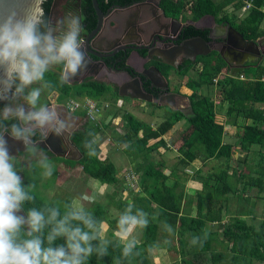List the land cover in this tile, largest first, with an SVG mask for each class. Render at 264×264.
I'll return each instance as SVG.
<instances>
[{"label":"trees","instance_id":"obj_1","mask_svg":"<svg viewBox=\"0 0 264 264\" xmlns=\"http://www.w3.org/2000/svg\"><path fill=\"white\" fill-rule=\"evenodd\" d=\"M142 1L144 0H97V4L101 11L106 13L113 6H129ZM243 1L160 0V8L166 17L179 20L187 10V6L190 5L188 8L191 20L197 21L203 16H210L215 23L229 25L244 40L256 44L264 37V31L260 29L264 18L261 11L264 0H251L253 8L240 21L236 20L233 13L223 12L229 4L233 11L239 10L243 7ZM52 3L53 0H45L43 5L47 17ZM78 7L82 18L83 32L88 34L96 26V15L91 0H79ZM186 31L185 39L204 36L203 32L193 27H188ZM128 55V51L120 52L113 59H106L105 64L112 67L116 60H119L116 69L134 76L136 75L134 69L127 64ZM217 55V53L211 52L205 56H197L193 61L186 59L177 68H172L161 62L152 63L164 78H167L169 72H172L179 81H182L188 72H197L198 78L187 82V88L190 89V93L186 97L189 110L185 114L181 110L166 107L169 112L168 116L156 129H152L149 124L129 112L123 114L126 131L116 143L112 142V145L116 150L121 151L128 160L130 158L143 159L138 161L133 169L135 173L140 174V181L134 189L139 188L140 192L134 195H132V191L129 193L131 194L130 203L134 206V210L142 209L146 212L149 223L147 227L140 229V234L138 233L134 252H139V255L125 258L122 255L123 244L119 243L116 237H111L106 238L109 241L107 255L101 258L93 253L86 264H114L115 259H119L120 264H150L147 252L155 247L159 239L158 233L166 234L168 232L165 225L171 227L170 234L175 235L177 243L176 245L167 243L164 248L172 250L179 257L180 264H197L196 259L206 257V255L209 256L211 264H225L226 257L229 259V264H252L253 261L264 264V219L256 229L246 221V215L252 212L256 200L264 197V110L258 107L259 105L264 106V80H262L264 57L232 67L227 60ZM210 56L212 58H209ZM199 64L204 66V71H197ZM231 71H234L233 75ZM45 76L55 85L51 91L44 90L45 95L53 91L58 92V104H63L67 99L77 96H84L85 99L99 103L102 101L100 99H104L106 96L112 98L113 102L126 101L131 98L120 95L117 87L104 82L88 79L80 84L65 83L61 85L59 84V75L53 71L46 73ZM214 80L220 88L218 109L222 110V104L226 105V109L222 110L224 111L223 117L218 116L213 100L196 92L199 88H213ZM141 81L145 82L143 79ZM148 84V82L145 83L144 89L148 94L153 95ZM33 86L39 87L40 85ZM153 97L157 98L156 95ZM132 102L138 106L143 103L137 99H132ZM5 103V101H0V109L4 107ZM151 105L159 107L157 104ZM111 115L113 116V114ZM79 116L84 118V114H79ZM104 116L105 113L102 118ZM181 120H185L186 125L177 138L178 142L171 141L172 146H170L167 142L168 139L170 141L168 132L174 124ZM225 125L237 128L236 143L239 144L241 151L252 152L254 157L252 161L245 159L243 168H239V172L231 170L229 164L234 151L233 145L236 144L224 141ZM104 127L107 126L101 124L100 121L94 122L84 118L81 127L70 136L71 145L80 155L79 159L72 160V162L79 165L86 176L98 183L116 187L124 177H119L118 167L111 161V157L105 160H101L99 157L101 153L99 144L102 143V141L100 142V133ZM90 132L93 133V136L88 135ZM33 139L38 140L39 136H34ZM92 139H95V155L89 156L88 149L84 144L86 140ZM176 143L178 144L175 145ZM159 149L174 150L177 153L176 163L168 176L161 172L164 167L162 162L151 160L152 154L158 152ZM39 153L37 156H31L23 151L19 156L26 159L24 165L38 161L41 155L46 156L48 160L57 162L64 160L53 156L41 147ZM252 155L248 156L247 154V157L250 158ZM198 158L201 159L203 165L213 160L220 161L221 165L213 167L210 172H203L202 168L185 172L190 163ZM215 169L216 172H214ZM52 176H54V172ZM168 179L174 181L173 185H167ZM228 180L233 183L235 180V183H239L242 187L237 190L234 184ZM189 181H196L200 185V189L188 190L186 184ZM218 183L222 184L220 188L217 186ZM253 190L256 191L254 194L251 192ZM230 196H234V200L230 199ZM35 197L34 205L27 203L24 205L22 209L24 214H26V209L32 206L42 207L45 204L55 205L58 203L63 210V205L71 202L69 199L46 201L37 195ZM232 203L237 206L234 213L230 211ZM193 207L195 215L191 216L190 212ZM124 209L120 212L122 213ZM107 210L103 205L95 204L87 211L103 222ZM117 220L118 218L115 217L113 224H109L115 230ZM205 224L214 225L222 230L221 239L226 243L224 247L226 252L213 251L212 243L216 240V232L205 230ZM205 233H207L206 239H204ZM196 236L201 239L200 242L193 245L191 241ZM63 243L64 238H59L54 242V246Z\"/></svg>","mask_w":264,"mask_h":264},{"label":"clouds","instance_id":"obj_2","mask_svg":"<svg viewBox=\"0 0 264 264\" xmlns=\"http://www.w3.org/2000/svg\"><path fill=\"white\" fill-rule=\"evenodd\" d=\"M44 3L0 0V101L6 102L0 109V264H86L93 253L101 258L108 253L102 221L77 200L65 203L63 210L58 203L45 204L19 214L26 203L35 204L36 185H24L5 137L22 142L25 152L37 156L40 147L34 136L45 140L50 133L63 136L70 132L77 124L75 115H62L58 108L67 110L66 103L72 99L58 104L59 94L53 91L57 94L53 102L47 99L53 106L40 101L42 91L55 88L45 74L59 66V84L63 85L87 71L90 63L81 38L82 18L73 13L53 21L46 16ZM36 84L40 86L34 87ZM94 144L95 139L85 141L89 156L95 155ZM38 166L44 177L52 176L54 166L46 156L41 155ZM148 223V214L134 210L131 203L119 215L117 233L125 258L139 255L134 252L137 240L131 234ZM165 228L172 232L170 226ZM59 238L64 243L54 246ZM200 239L193 237L191 243ZM114 264L120 260L115 259Z\"/></svg>","mask_w":264,"mask_h":264},{"label":"rangeland","instance_id":"obj_3","mask_svg":"<svg viewBox=\"0 0 264 264\" xmlns=\"http://www.w3.org/2000/svg\"><path fill=\"white\" fill-rule=\"evenodd\" d=\"M76 6H77V0H57V5L54 8V12H53L52 17L54 19H56L59 14H63V15L73 14V13L76 14ZM188 6H190V5H188ZM188 6H187V10L179 18V21H183V23L186 19H190V17H191V13L189 11ZM231 8H232V6L227 7V9H225L223 12H227L229 14H231L233 12V14H234L233 9H231ZM209 58H212V56H210ZM251 58L253 60L254 57H251ZM128 62H129V64H131L133 66L135 65V62L133 59H130ZM228 62L232 67L240 66V64H239L240 62H234V61H229V60H228ZM232 67H231V69H234ZM197 69H198L197 70L198 72H202L205 70V68L202 64H199ZM169 73H170V81L169 82H170L171 90L178 92L183 97H187V92H190V89L187 87H184L182 85H179V84H181V81H179V79L175 76L174 73H172V72H169ZM184 78H186V79H184ZM184 78L182 79V81L184 80L183 84H184V82H185V84H187V82H189L191 79L198 78L197 72L196 71H190V72H188V74ZM96 81L104 82V83H107L109 85H112L113 87H117L116 82L109 80L105 76L100 77V78H96ZM167 81H168V79H167ZM214 85H216V84H214ZM214 85H213V88H211V89L199 88L196 90V92L202 96L209 98L210 100L215 99V97L219 98L220 88L217 85L216 86H214ZM119 89H121V88H119ZM119 94L122 96H128L130 98L131 95H134L137 93H136V89H135V91H131V90L121 91V92H119ZM52 95L50 94L49 97ZM47 99L48 98L45 95V91H42L41 98H40L41 103L47 104L46 103ZM70 99L82 102L85 100V97L84 96H77V97L70 98ZM100 100H102L103 102L102 101L100 103L98 102L99 105H101L102 103L109 105L108 110H106V112H105V116L99 120L101 124H104L107 126V127H104L102 132L100 133V139H101L100 142L101 141L104 142L105 140L109 139L110 145H102V143L99 144L100 149H101V153L99 154V157L101 160H105V159H108L111 157V161H113L115 163V165L118 167L119 177L121 178L122 176L124 177L123 174L125 173V171H122L120 169H122L123 167H126L127 170L134 169V167H136V163L138 161L143 160L142 158H138L135 160L131 158V159H129V162L131 161V163H129V165H128L125 162L126 160L123 159L124 154L121 151L116 150L115 147L112 145V142L116 143L117 140L120 138V136H123L124 132L126 131V125H125V122L123 119V114H125V112L128 111L127 110L128 105L131 109H137L138 110L137 114L139 116L138 118L139 119L141 118L142 121H145L147 124H149L152 129H156L159 126V124H161L163 122V120L168 116L169 112L166 108H164L165 106L164 107L163 106L155 107V106L151 105L154 103H146L144 101H142L143 106L140 107L138 105H135L132 102V98H130L126 101H121L119 103L121 105H118V102H113L112 98H109L108 96H106L104 99H100ZM67 101H68V99L64 102V104ZM213 101H215V100H213ZM188 105H189V103H188L187 99L182 100L181 104L178 103L179 109L184 110L185 114L188 113V110H187ZM51 106H53V105H51ZM258 107L261 110H264L263 105H259ZM58 111H60L61 113H65L64 109H58ZM69 113L72 114V112H69ZM111 114H113V116ZM219 115H221V114L218 113V116ZM110 116H112V117H110ZM78 117L80 118L79 115H78ZM78 117L74 116V118L77 120V128H80V126L83 122V118H82V120H79ZM116 118H119V119H116ZM113 119H116L115 122L113 121ZM185 125H186L185 120H181L178 123L173 125V127L170 130L171 134L168 133V136H170V141L168 139L167 142L170 146H172V144L170 143L171 141L178 142L177 138L182 133V130L184 129ZM227 127L228 126H226L224 130L226 131V135H229L231 133V129H229ZM234 137L237 138V136H234ZM231 141H230V139H227V142H231ZM15 144L17 145V143H15ZM177 144L178 143H176V145ZM238 145H239L238 143H236V145H234V151L232 150L233 153L231 155V159L229 160L231 170H233V171L236 170L237 172H239L238 171L239 168H241L243 166V161L245 159H247L248 161H252L254 159L252 152L247 153L243 150L241 151V149L239 148ZM61 147L65 151L64 154H62L64 160L61 162L60 161L57 162L55 160H49L54 166V171H53L54 176H50V177H44L42 175L43 170L38 166L39 160L31 162L28 165L27 164L24 165V163L26 162L25 161L26 159H24V157H21L19 155L17 156L16 155L17 153L9 152V154L11 156H13V161L15 163L16 169L18 171V174L22 177L24 185H28L29 183H34L36 185L35 190H34V194L37 195L38 197L43 198L46 201H52L54 199H59V200L69 199L71 201L77 200L79 203H81L84 206V208L86 210L91 209L93 207V205H95V204L103 205L106 208V210L108 209L106 215L104 216L103 222H102V224H104L102 226L105 229V230H103V234H104L105 238H108V239L111 237H116L118 239L119 243L122 244V242L118 238L117 228L115 230L109 224H113V220L115 221V217L119 218V215L121 214L120 211L123 210L126 206H128L130 204V201H131L130 195L131 194L129 193V191H132V195H134V194H138L140 192V189L137 188V190H134L135 188H131L128 185V182H126L124 179H123V181H122V179H120L122 182H119L120 184L116 187L104 186V185L98 183L97 181L86 176L82 172L81 167L77 164L75 165L72 162V160H77L79 158L78 153L74 150L72 145H70L69 143H66V140H65V142L62 143ZM235 147H236V149H235ZM160 152H163V151L161 149H159V151L157 152L158 154L153 153V157H151V160H153L154 162H162L161 161L162 155L160 154ZM247 154H248V156L249 155H252V156H250V158H249V157H247ZM167 158L168 157H166L165 159H167ZM170 159H174V158H170ZM170 159L168 158L166 161H169ZM170 161H172V160H170ZM173 163L175 164L176 160ZM162 164H164V163L162 162ZM195 164L197 166H199V167L201 166L203 168V166L201 165V163H199V161L194 163V165ZM220 165H221L220 161H213L211 166L209 164L205 168V171L206 172L212 171L211 169L213 167H217ZM173 166L174 165H172V167ZM172 167L167 169V167L164 166V167H162L161 172L163 174L167 175L168 172H170ZM186 171L188 172L189 170L186 169L185 172ZM214 172H216V169ZM231 173H230V175L232 176ZM138 179L140 180V178H138ZM228 181H230V180H228ZM230 182H232V181H230ZM235 182L236 181L234 180V183L232 182V184H234V186L237 190L240 189L242 186H240L239 183H235ZM173 183H174L173 180L168 179V182H167L168 186L173 185ZM124 186H125V188H124ZM217 186H218V188H220L222 186V184L218 183ZM253 194H254V192H253ZM229 198L234 200L235 197L230 196ZM243 198H245V197L243 196ZM244 200H241V201H244ZM263 203H264V199H262V200L260 199V205ZM231 208L233 209V213H234V211L237 209V206L234 205V203H232ZM190 215L191 216L195 215L194 207L191 209ZM224 222L227 223L228 221H224ZM257 223L258 222H254L253 224H257ZM115 224H117V222ZM107 228H108V230H107ZM140 229L141 228L135 229L131 235L133 236L136 234V236H137L138 233L140 234ZM106 230L109 232L108 234L105 233ZM205 230H211L213 232H216V240L212 243L213 251H216V252L219 251V252H223V253H224V251L226 252V249L224 250L226 243L221 239L222 230L220 228H217L214 225L211 226V224H205ZM167 233H169V232H167ZM167 233L166 234L158 233L159 239L156 242L155 247H152L151 249L148 250L147 255H148V260H149L150 264H180L179 257L176 256L172 250H166L164 248L167 243H170V245L171 244L176 245V243H177V239H176L175 235H172L170 233L167 234ZM226 256H228V254H226ZM196 260L198 261L197 264H211L208 255H206V257H202V258L200 257ZM228 260H229L228 257H226L224 263L229 264ZM252 264H261V263L253 261Z\"/></svg>","mask_w":264,"mask_h":264},{"label":"water","instance_id":"obj_4","mask_svg":"<svg viewBox=\"0 0 264 264\" xmlns=\"http://www.w3.org/2000/svg\"><path fill=\"white\" fill-rule=\"evenodd\" d=\"M91 3L96 15V26L94 30L91 31L88 35H82V38L85 39L84 44L87 48L88 58L90 60V63L88 65L89 70L87 69L88 72L84 71L86 75L93 76L95 78V75L100 70H106L107 73H121L125 77L129 78L130 82L136 89L137 94L131 95L132 99L141 100L146 103H154L158 106L169 107L173 110H181L178 107V102L187 99L186 97H183L177 93H167L162 97L153 99V97L149 95L144 89L140 77H135L127 72L119 71L114 66L113 68H109L103 60L105 58L113 57L118 52L125 53L127 51H130V54L127 57L128 62L131 54L140 50L148 51V57L151 55V51L149 52L148 44H150V40L152 37L154 38V40H158L164 43L163 49L159 50V56L162 58L164 64H168L163 60L164 57L173 58L176 54H180L182 52L186 53L188 56L194 59L200 55L205 56L213 49L204 38L198 37L189 39L184 41L180 46H174L172 43H170L173 37H175L177 32L182 27L190 24L195 26L196 28H199L200 21H188L186 24H183L179 20L166 17L164 15V12L160 8V0H144L142 2H138L129 6L116 5L109 8L106 13H103L101 11L97 4V0H91ZM56 5L57 0H53L50 16ZM146 23L148 24L146 25ZM110 25L113 28L110 27ZM109 27L116 30L115 34L110 30ZM169 27L173 28V30L170 31ZM176 29L178 30L175 31ZM215 32H217L216 29H213L211 32H209V39H214L216 37ZM229 35L232 39H235L237 43L241 39V37L238 36L237 33L233 30L229 33ZM166 41H169V43H167ZM260 41L261 39L258 40L257 43H259ZM198 48L207 50L206 52L201 54L194 52V50ZM90 57L95 58L96 61H92ZM169 65L172 66L171 64ZM53 72L59 74V71L56 69H54ZM148 72L149 69L145 70L143 73H145L146 75V73ZM82 74L83 72L76 77H79ZM134 74L136 73L134 72ZM233 74L234 72H232V75ZM75 80L77 79L72 78L71 82L67 84H74ZM149 81L153 83L150 78ZM80 83L81 81L78 82V84ZM163 87L166 88L167 84L164 83ZM5 138L8 140V148L10 151H12L11 153L18 152L17 145H20L21 150L25 151L22 142L15 141L7 135ZM50 142L55 143V145H57V150L59 149L60 143L57 138L54 137V139H52ZM50 142L49 140L39 141V147L57 155L56 150L52 149V144ZM15 143H17V145ZM72 147L78 153L75 147ZM57 156L59 157L60 155ZM61 158H63V156H61ZM20 214L25 215L23 210H21Z\"/></svg>","mask_w":264,"mask_h":264},{"label":"flooded vegetation","instance_id":"obj_5","mask_svg":"<svg viewBox=\"0 0 264 264\" xmlns=\"http://www.w3.org/2000/svg\"><path fill=\"white\" fill-rule=\"evenodd\" d=\"M78 4H79V0H77L76 14L80 16ZM53 12H54V10H53ZM53 12H52L51 16H50V13H49L48 17L52 18L53 21H54L55 19L52 17ZM63 16H64L63 14H59L57 18L63 17ZM204 17H208V16H203L202 18H204ZM188 21L197 22L198 20L197 21H193L191 19H186L184 21V23H183V21H180V22H182L183 24H186ZM147 24L148 23H146V25ZM110 27H112V26L110 25ZM188 27L196 28L195 26L190 25V24L182 27L178 31L179 33L177 32V34L175 35V37H173V39L171 40L170 43H172L174 46H180L186 40L193 39V38H198V37H193V38L185 39V34H187L186 30H187ZM112 28H110V30L113 31V33L115 34L116 30H114ZM196 29L200 30L201 32L204 33V36L201 37V38H204L207 41V43L209 45H211V48L213 50H211L210 53L211 52L217 53L218 54L217 56L222 57L223 59H225L227 61L229 60V61L239 62L244 56H246V58L247 57L251 58V57H254V56L257 57L258 54H259V56L257 58H261L262 56L264 57L263 50L260 53H257V52H255V50H252L251 46L254 43L244 40L242 38V36L239 33H237L229 25L215 23L213 18L210 21L208 19V20H205L202 23H199V28H196ZM213 29L217 30V32H215L216 33V37L214 39H209V37H208V35L210 34L209 32H211ZM169 30L172 31L173 28L169 27ZM177 30L178 29H176L175 31H177ZM232 30L235 31L237 33V35L241 37V39L238 41V43L235 41V39H232L231 36L229 35V33L232 32ZM88 34L84 33L83 30H82L81 38H82V35H88ZM82 40H83V42L85 41V39H83V38H82ZM166 42L169 43V41H166ZM239 42H243L244 45L242 46L241 44H239ZM163 45H164V43H162V42H160L158 40H154V38L152 37L151 40H150V44H148L149 52L151 51V55L150 56L147 57L148 51L140 50V51H137V52H133L131 54V57L129 58V59H133L134 62H135V65L134 66L132 65V68L134 69V72L136 73V75H134V76L135 77H140L141 80L143 79L145 81V82H143V87L145 86V83L148 82L149 83L148 84L149 89L151 91H153L152 94L156 95L157 98L162 97V96L166 95L167 93H177V94H179L176 91H172L171 88H170V83L167 82V79H168V81H170V74L168 75L167 78H164L162 76V74L158 71L156 66L152 65V63H154V62L163 63L162 58L159 56V54H160L159 50L163 49ZM258 46H261V45L258 44ZM206 50L207 49L198 48V49H195L194 52L201 54V53L206 52ZM128 52L130 54V51H128ZM118 53H120V52H118ZM118 53H116L113 57L105 58L103 61L105 62L106 59H108V60L109 59H113ZM121 53H124V52H121ZM200 56H202V55H200ZM90 59L92 61H96L95 58H93V57H90ZM186 59L190 60V61L195 60L194 58L188 56L186 53H183V52L180 53V54H176L173 58H171V57H164L163 58V60L168 63L167 65H169V64L172 65L171 66L172 68L179 67V65H181L183 63V61L186 60ZM118 61L119 60H116V62L112 65V67L109 66V68H113V66L116 68V65H117ZM148 69H149V72L146 73V75H145V73H143V72L145 70H148ZM56 70L60 71V67L57 66ZM88 70H87V72H88ZM84 73L85 72H83V74L81 76H79V77H74L75 79H77V80L74 81V84L75 83L78 84L79 81H81V83H82L84 80H87V79L94 80L96 78H100V77L105 76L109 80H112V81L117 83L118 92L127 91V90L135 91V87L132 85V83L130 82L129 78L125 77L121 73H119V74L113 73V72L107 73L106 70H100L95 75V78L93 76H87L86 73L85 74ZM149 78L152 80L153 83H151L149 81ZM164 83L167 84L166 88L163 87ZM119 88H121V89H119ZM51 95L52 96L48 97V99H49V101L53 102V100L55 99L57 94L55 92H53V93H51ZM149 95H151V94H149ZM153 95H151V96L153 97ZM153 99H155V97H153ZM46 103H47V105L51 106L50 102L46 101ZM58 109H63V108H58ZM187 110H189V105H188V109ZM183 112H184V110H183ZM61 114L62 115L70 114L71 116H73L67 110H65V113H61ZM83 122H84V120H83ZM83 122H82V124H83ZM78 129L79 128H77V124H76V126L74 128H72L70 132L64 134L63 136H57L55 134L50 133L48 135L47 139L39 140L40 139L39 138L37 141L39 142V141H47V140H49V142H50L52 139H54V137L57 138L59 140V143H60L59 149L57 150V147H56L57 145H55V143H51L50 142L52 144V145L51 144L50 145L52 146L53 150H56L57 155H60L59 158H61V156H63L62 154H64V152H65L62 149V147H61L62 143H64L65 140H66V143H69L71 145V143L69 141L70 140V136L72 135V133H74ZM17 146H18L17 147L18 152H17L16 155L18 156L23 151H20L21 150V146L20 145H17ZM9 152H12V151L9 150ZM49 153H51V152H49ZM51 154L53 156H55V157H58L56 154H53V153H51Z\"/></svg>","mask_w":264,"mask_h":264},{"label":"crops","instance_id":"obj_6","mask_svg":"<svg viewBox=\"0 0 264 264\" xmlns=\"http://www.w3.org/2000/svg\"><path fill=\"white\" fill-rule=\"evenodd\" d=\"M246 4H248V7L246 6ZM231 6V4H229V6H227V7H230ZM227 7L225 8V9H227ZM253 8V3H252V1L251 0H244L243 1V7H241L239 10H237V11H234V14H233V16H235L237 19V21H240V20H242L243 18H245L247 15H248V13H249V11L251 10ZM224 9V10H225ZM232 9V8H231ZM261 11H262V13L264 14V6L261 8ZM233 13V12H232ZM240 13V14H239ZM209 19V21L210 20H212V17H210V16H208V17H204V18H201L199 21H200V23H202V22H204L205 20H208ZM260 29L262 30V31H264V18H263V21H262V24H261V26H260ZM262 42H264V37L261 39V41L259 42V43H257V44H253L252 46H251V48H252V50H255V52H257V53H260L262 50H263V52H264V43L261 45V46H258V44H261ZM239 44H241L242 46L244 45V43L243 42H239ZM259 56V54L257 55V57ZM256 56H254V58H253V60H252V58H246V56H244L241 60H240V63H244V62H252V61H255L256 59H258ZM130 60V59H129ZM128 60V61H129ZM264 60H262V65L264 66ZM127 64L128 65H130V66H132L131 64H129V62H127ZM188 74V73H187ZM263 78H262V80H264V76H262ZM184 79H186V78H184ZM184 81V80H183ZM183 81H181V84H179V85H182V86H184V87H187V84H185V82H184V84H183ZM167 82H169V81H167ZM170 83V82H169ZM214 84H216V80H214ZM214 86H216V85H214ZM190 92H187V95L189 94ZM213 100H215V101H213L214 102V104L216 105V110H217V114L218 113H220L221 115H219V117H223L224 116V111H222V110H224V109H226V105L225 104H222V110H221V108L220 109H218V107L220 106V104H219V101H220V99L219 98H216L215 97V99H213ZM121 101H118V105H121V104H119ZM181 102L182 101H179L178 103H180L181 104ZM140 107H142L143 106V104H141V105H139ZM164 108H166V107H164ZM224 108V109H223ZM127 110L129 111V113H131L132 115H134L135 117H139L138 116V114H137V109H131L130 107H129V105H128V108H127ZM221 110V111H220ZM127 111V112H128ZM139 119V118H138ZM139 120H141V118L139 119ZM142 121V120H141ZM143 122H145V121H143ZM226 126H228L227 128H229V129H231V133L229 134V135H226V131L224 130V134H225V136H224V141L225 142H227V139H230V141L231 142H229V143H234V144H236V137H234L235 135H236V133H237V128L236 127H234V126H230V125H225V127ZM225 129V128H224ZM169 134H171V131H169L168 132ZM234 137V138H233ZM176 145V144H175ZM234 146V145H233ZM235 149H236V147H235ZM163 152H160V154L162 155L161 156V161L164 163L163 165L165 166V167H167V169L168 168H170V167H172V165H174V161L176 160L175 158L177 157V153H176V151H164L163 149H161ZM156 154H158L157 152H155ZM154 153V154H155ZM152 157H153V154H152ZM166 157H168L169 159L170 158H174V159H170V160H172V161H166L167 159H165ZM123 159H125L126 161V163L129 165V163H131V161L129 162V160H128V158H125V157H123ZM131 159V158H130ZM135 160V159H134ZM197 161H199V163H201V165L203 166V168L200 166H197L196 164L194 165V163H196ZM214 161V160H213ZM213 161H208L207 163H206V165H203L202 164V161H201V159L200 158H198V159H195L193 162H191L190 163V165L186 168V169H188L189 171L188 172H191V171H194V170H196V169H199V168H202V171L203 172H206L205 171V168L210 164V166H211V164H212V162ZM126 164V165H127ZM166 164V165H165ZM185 169V170H186ZM133 170V169H132ZM134 171V170H133ZM210 172V171H209ZM170 174V172H168V174L166 175V176H168ZM104 186H107V185H104ZM186 188H188V190H190V191H196V190H199L200 189V185L196 182V181H189V182H187V184H186ZM251 192H256V191H251ZM262 199H264V197H262L261 198V200ZM235 205V204H234ZM230 211L231 212H233V209L232 208H230ZM233 214V213H232ZM264 219V203L263 204H261L260 205V199L258 200H256V203H255V205H254V207H253V209H252V212H249V213H247V215H246V221L248 222V223H251L250 225H252L255 229L258 227V225H259V223L262 221ZM254 222H258L257 224H253ZM102 225H104V224H102ZM212 226V225H211ZM102 230H105L104 228H103V226H102ZM107 230H108V228H107ZM106 230V232L105 233H109L108 231ZM132 237H134L136 240H137V238H138V235L136 236V234L135 235H133Z\"/></svg>","mask_w":264,"mask_h":264},{"label":"built area","instance_id":"obj_7","mask_svg":"<svg viewBox=\"0 0 264 264\" xmlns=\"http://www.w3.org/2000/svg\"><path fill=\"white\" fill-rule=\"evenodd\" d=\"M246 6L248 7V4H246ZM66 108L69 112H72L73 115L75 116L79 114H84V118L90 119L94 122H99L103 114L106 112V110H108L109 105L104 104V103L99 105L98 102L89 100V99H85L82 102L76 101V100H70L66 103ZM116 119H119V118H116ZM116 119H113V121L115 122ZM109 143H110V140L107 139L104 142H102V145H109ZM120 170L125 171L123 175H124L125 181L128 182V185L131 188H136V185H138L140 181L138 179L140 178V174L135 173L132 169L127 170L126 167H123Z\"/></svg>","mask_w":264,"mask_h":264}]
</instances>
